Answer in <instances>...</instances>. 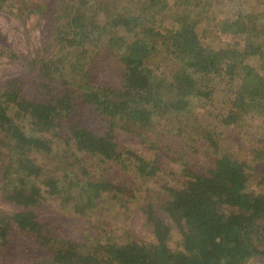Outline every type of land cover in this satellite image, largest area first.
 Listing matches in <instances>:
<instances>
[{
	"label": "trees",
	"instance_id": "obj_1",
	"mask_svg": "<svg viewBox=\"0 0 264 264\" xmlns=\"http://www.w3.org/2000/svg\"><path fill=\"white\" fill-rule=\"evenodd\" d=\"M9 1L0 0V9L8 10ZM147 1L143 2L154 3ZM16 5L20 16L37 10ZM110 5L108 0L100 4L77 0L67 5L57 14L65 27H58L56 33L61 51L66 48L78 59L88 51V45L98 47L103 41L108 53L120 48L123 38L113 35L110 29L114 27L123 26L134 35L149 36L150 45L123 56L121 86L100 84L94 91L83 93V99L107 118L106 131L95 132L78 121L74 114L75 91L69 86L72 82L62 78L64 87L53 86L64 53L54 59L37 55L32 60L43 77L35 81L39 98H29L16 82H7L0 88V187L18 208L13 222L12 218L0 216V246L8 244L13 223L47 252L46 257L31 264H243L253 256L264 257V190L248 189V164L227 153L215 157L206 173L185 165L186 185L169 189L163 208L181 235L177 250L165 245L164 236L155 245L134 240L107 241L84 249L83 244L42 219L38 208L45 195H58L64 189L62 184H74L72 175L64 179V170H70L71 157L78 158L79 153L115 162L130 154L138 160V168L145 170L143 176L156 174L155 163L148 164L118 144L114 136L117 121L129 128L148 127L154 119L160 121L186 109L190 98L212 102L213 79L224 81V124H237L255 115L264 118V27L256 21L254 10L232 11L222 19L217 14L212 17L208 22L214 24L217 33L238 37L216 46L201 40L205 11L188 12L163 32L142 23L129 9ZM157 50L174 62L173 68L163 73L165 77L156 75L149 63ZM10 107L13 114L25 119L23 126L14 122ZM59 140L66 147L72 145L73 150H64L57 167L48 169L36 156L54 161L58 156L54 145ZM209 141L214 143L211 137ZM82 172L88 176L86 185L94 188L96 195L111 185L106 179L95 183L91 178L96 176L89 175L87 169ZM73 176L79 180L77 172ZM145 212L156 230L168 237L172 226L155 217L153 210Z\"/></svg>",
	"mask_w": 264,
	"mask_h": 264
},
{
	"label": "rangeland",
	"instance_id": "obj_2",
	"mask_svg": "<svg viewBox=\"0 0 264 264\" xmlns=\"http://www.w3.org/2000/svg\"><path fill=\"white\" fill-rule=\"evenodd\" d=\"M76 1L10 0L8 10L0 9V88L7 82H16L29 98H39L35 81L43 77L32 60L37 55L54 59L64 53L65 58L59 63L56 79L52 80L53 86L64 87L62 78L72 82L69 86L75 91L76 118L91 130L104 132L109 126L107 118L99 115L93 105L83 99V93L94 91L100 84L121 86L123 56L140 46L150 45V38L146 34L134 35L119 26L110 29L113 35L123 38L122 46H117L116 51L108 53L106 41L98 47L88 45L82 59L74 56L73 52H67L69 50L66 48L61 51L56 33L58 27L63 28L65 24L57 14ZM103 1L106 0H88V4ZM108 1L110 7H114L115 3L116 8L129 9L139 16L142 23L163 32L170 30L188 12L205 11L201 40L216 46L238 39L231 34L217 33L214 24L208 22L216 14L222 19L227 14L231 15L232 11L254 10L256 21L264 27V0H153L154 3L149 4L147 0H141V3L138 0ZM19 3L37 10L20 16L16 5ZM153 54L149 59L150 66L156 75L165 77L173 68V59L162 50ZM211 86L215 88L212 102L201 97L190 98L186 109L175 111L172 116H165L160 121L154 119L148 127L129 128L117 121L114 136L118 144L148 164L155 163L158 169L154 176H143L145 170L138 168V160L130 154H125L122 161L115 162L79 153L78 158L71 157L70 170H64L67 174L64 179L72 175L74 184H62L64 189L58 195H45L46 199L38 208L42 219L83 244L84 249L96 242L107 241L121 243L134 240L155 245L164 236L165 245L177 250L181 247L182 238L163 206L169 198V189L186 185L188 177L184 172L185 165L206 173L215 157L227 153L248 164V189L263 191L264 118L255 115L237 124H224L221 120L225 113L224 81L213 79ZM9 111L14 122L23 126L25 119L13 114L12 107ZM209 137L213 139V144ZM55 144L54 151L58 156L54 161L47 156H36L48 169L57 167L60 156L65 154L64 150L69 149L68 153L73 150L72 145L66 147L60 140ZM84 169L89 171V175L96 176L91 178L96 180L95 183L97 179H106L111 185L100 189L96 195L95 189L86 185L88 176L83 174ZM75 172L79 180L73 176ZM67 188H71L69 192H65ZM147 209L153 210L155 217L172 226L168 237L156 230L145 212ZM16 211L17 206L7 200L0 187V216L12 218L13 222ZM46 256V250L38 248L12 223L8 244L0 246V264H31ZM243 264H264V257L253 256Z\"/></svg>",
	"mask_w": 264,
	"mask_h": 264
}]
</instances>
